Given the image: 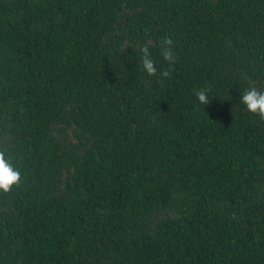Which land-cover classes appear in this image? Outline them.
<instances>
[{
  "label": "trees",
  "instance_id": "obj_1",
  "mask_svg": "<svg viewBox=\"0 0 264 264\" xmlns=\"http://www.w3.org/2000/svg\"><path fill=\"white\" fill-rule=\"evenodd\" d=\"M251 87L264 0H0V264H264Z\"/></svg>",
  "mask_w": 264,
  "mask_h": 264
},
{
  "label": "clouds",
  "instance_id": "obj_2",
  "mask_svg": "<svg viewBox=\"0 0 264 264\" xmlns=\"http://www.w3.org/2000/svg\"><path fill=\"white\" fill-rule=\"evenodd\" d=\"M161 48V57L163 61L167 62L169 65L174 64L175 54L173 49L170 47L172 45L171 39H165ZM143 56L141 58L142 71H144L149 76H154L157 74L156 62L152 58L147 47L141 49ZM163 77H168L170 75L168 70H164L160 73ZM209 88H201L199 90H194V96L200 105L210 104ZM241 103L246 107L247 111L259 116L261 120H264V91H260L255 87H251L241 95ZM21 174L13 167L5 157V153L0 151V192L9 193L12 188L20 182Z\"/></svg>",
  "mask_w": 264,
  "mask_h": 264
}]
</instances>
